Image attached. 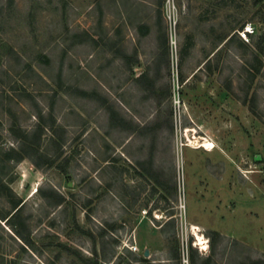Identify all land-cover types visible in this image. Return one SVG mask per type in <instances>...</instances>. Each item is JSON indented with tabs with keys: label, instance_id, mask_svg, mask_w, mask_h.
<instances>
[{
	"label": "rangeland",
	"instance_id": "1",
	"mask_svg": "<svg viewBox=\"0 0 264 264\" xmlns=\"http://www.w3.org/2000/svg\"><path fill=\"white\" fill-rule=\"evenodd\" d=\"M0 148V264H264V0H0Z\"/></svg>",
	"mask_w": 264,
	"mask_h": 264
},
{
	"label": "bare ground",
	"instance_id": "2",
	"mask_svg": "<svg viewBox=\"0 0 264 264\" xmlns=\"http://www.w3.org/2000/svg\"><path fill=\"white\" fill-rule=\"evenodd\" d=\"M188 144H186L187 147H190V149L198 150L203 148H214V145L206 138H197L196 136H193L192 138H188L187 140ZM192 234L196 237L197 246H200L201 249H206V242L203 236L201 237L199 233V228L195 225H191L190 228Z\"/></svg>",
	"mask_w": 264,
	"mask_h": 264
},
{
	"label": "trees",
	"instance_id": "3",
	"mask_svg": "<svg viewBox=\"0 0 264 264\" xmlns=\"http://www.w3.org/2000/svg\"><path fill=\"white\" fill-rule=\"evenodd\" d=\"M12 155L16 157V159H22V157L24 158V154L22 152V150H19V151H16V150H9V151H4L3 149L0 148V157L3 158V160H1L0 162L2 161H8V160H11L12 159ZM1 186H4L2 184V181L0 182ZM23 206V204L19 203V204H15L11 213L9 214L10 215V218L13 217L15 214H17V212L21 209V207ZM9 218V219H10ZM8 219V220H9Z\"/></svg>",
	"mask_w": 264,
	"mask_h": 264
},
{
	"label": "built area",
	"instance_id": "4",
	"mask_svg": "<svg viewBox=\"0 0 264 264\" xmlns=\"http://www.w3.org/2000/svg\"><path fill=\"white\" fill-rule=\"evenodd\" d=\"M238 33L239 39L247 41V39L255 33V28L252 24H246ZM136 250V248H134Z\"/></svg>",
	"mask_w": 264,
	"mask_h": 264
}]
</instances>
